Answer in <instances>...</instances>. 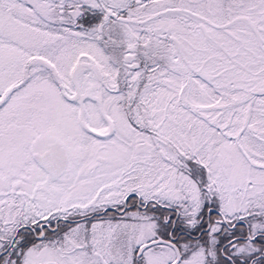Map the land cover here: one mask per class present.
Listing matches in <instances>:
<instances>
[{
    "label": "snow or ice",
    "instance_id": "1",
    "mask_svg": "<svg viewBox=\"0 0 264 264\" xmlns=\"http://www.w3.org/2000/svg\"><path fill=\"white\" fill-rule=\"evenodd\" d=\"M0 264H264V0H0Z\"/></svg>",
    "mask_w": 264,
    "mask_h": 264
}]
</instances>
